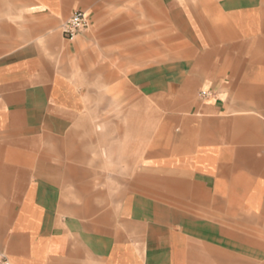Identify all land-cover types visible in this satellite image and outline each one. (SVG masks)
Listing matches in <instances>:
<instances>
[{"label": "crops", "instance_id": "obj_1", "mask_svg": "<svg viewBox=\"0 0 264 264\" xmlns=\"http://www.w3.org/2000/svg\"><path fill=\"white\" fill-rule=\"evenodd\" d=\"M136 1L0 0V254L264 264V0H155L183 40L176 60L139 68L119 9ZM75 11L89 26L67 40ZM105 100L127 103L112 131L83 126Z\"/></svg>", "mask_w": 264, "mask_h": 264}, {"label": "rangeland", "instance_id": "obj_2", "mask_svg": "<svg viewBox=\"0 0 264 264\" xmlns=\"http://www.w3.org/2000/svg\"><path fill=\"white\" fill-rule=\"evenodd\" d=\"M144 0H137L136 5H121L119 9L122 13L130 14L131 16H135L136 19V30H137V65L139 67H143L145 65H152L156 63H160L162 61H173L176 60L178 56V49H180V43L182 38L176 35L174 31L176 23H172L167 21L166 12L163 11V7L156 4L155 0H152V5H144ZM108 9V7H105ZM68 18V17H67ZM66 18V19H67ZM65 19V20H66ZM174 24V25H172ZM4 40V39H3ZM190 42V46L196 45L193 43V39H185ZM4 44L7 45L8 39H5ZM2 39L0 38V52L3 50L2 46H4ZM199 48L205 49L208 47V43L197 44ZM97 92H101L108 96V92L106 87L100 88L96 90ZM95 91V93H96ZM126 102H117L113 103L110 101H90L86 103V110H88L87 118L82 119L83 126H90L93 129H102L103 126H106L112 131V127L114 126V118L115 112L120 109H125ZM154 128L160 125L161 122V114L158 117L153 119ZM95 131V130H94ZM155 131V130H154ZM113 134H106V137L112 136ZM107 139V138H106ZM108 140V139H107ZM106 140V141H107ZM111 153V152H109ZM125 153V151H121V154ZM110 156L108 151H105V157ZM138 163V164H137ZM139 156L135 164L124 165L122 164L120 167V173L122 174V178L126 177V175H135L139 173ZM111 172L107 171L106 174ZM133 183V182H132ZM128 181L122 180L120 182V189L123 192L127 186ZM136 184H144L141 181L137 180ZM112 182H106L105 188L110 189ZM161 200L160 198H157ZM233 264H243L241 261H235Z\"/></svg>", "mask_w": 264, "mask_h": 264}, {"label": "built area", "instance_id": "obj_3", "mask_svg": "<svg viewBox=\"0 0 264 264\" xmlns=\"http://www.w3.org/2000/svg\"><path fill=\"white\" fill-rule=\"evenodd\" d=\"M89 22L86 14L82 11H75L69 19L61 26L62 36L67 40H73L78 34L88 29ZM208 92H202L201 97H208ZM0 264H10L9 260L0 254Z\"/></svg>", "mask_w": 264, "mask_h": 264}]
</instances>
